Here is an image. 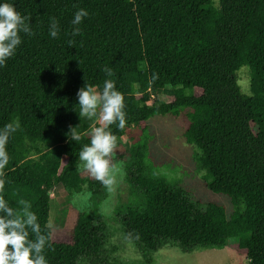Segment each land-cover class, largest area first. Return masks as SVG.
<instances>
[{
	"label": "trees",
	"instance_id": "obj_1",
	"mask_svg": "<svg viewBox=\"0 0 264 264\" xmlns=\"http://www.w3.org/2000/svg\"><path fill=\"white\" fill-rule=\"evenodd\" d=\"M28 17L15 54L0 67V197L13 208L27 201L49 237L48 264H122L108 252L107 224L97 211L80 210L69 242H55L51 191L88 193L95 209L106 198L99 181L82 175L78 152L94 120L80 118L76 93L87 82L99 91L112 79L124 97L126 124L108 129L115 147L130 129L140 132L122 163L132 200L115 210L128 242L154 264L167 247L183 253L222 249L237 240L249 264H264V0H11ZM84 8L80 35L70 23ZM54 17L59 31L48 35ZM72 40V45L68 41ZM112 69L106 77L103 67ZM247 68L250 93L238 72ZM155 76V78H153ZM172 91L169 101L156 98ZM183 118L184 138L207 189L228 197L234 213L190 198L178 181L159 172L151 157L150 121ZM71 127L79 141L68 135ZM31 238V233H30Z\"/></svg>",
	"mask_w": 264,
	"mask_h": 264
},
{
	"label": "rangeland",
	"instance_id": "obj_2",
	"mask_svg": "<svg viewBox=\"0 0 264 264\" xmlns=\"http://www.w3.org/2000/svg\"><path fill=\"white\" fill-rule=\"evenodd\" d=\"M217 1V0H216ZM238 84L244 95L250 93V75L247 68L238 72ZM156 98L169 101L172 91L163 90L157 93ZM152 142L150 145L151 157L159 166V172L169 180L178 181L185 188L191 199L202 204H217L226 210L228 218L234 213V207L228 197L211 193L203 180V174L198 173L193 161V148L184 138L187 122L183 118L170 116L155 117L149 123ZM140 132L130 129L121 139V146L113 148L111 156L128 151L138 140ZM119 166L112 191L107 190L106 198L95 209L90 203V195L84 193L71 197L63 186H56L51 195L50 225L54 231L55 242H69L70 231L80 210L97 211V217L107 224L108 252L120 258L122 264H140L141 257L133 244L128 242L117 221L115 210L121 205H128L132 200L129 187L125 182V173L122 163ZM81 169L83 176L93 178L85 169ZM237 240L233 239L222 249H202L192 253H183L175 247H167L154 255V264H249L247 257L237 252ZM83 264H88L85 261Z\"/></svg>",
	"mask_w": 264,
	"mask_h": 264
},
{
	"label": "clouds",
	"instance_id": "obj_3",
	"mask_svg": "<svg viewBox=\"0 0 264 264\" xmlns=\"http://www.w3.org/2000/svg\"><path fill=\"white\" fill-rule=\"evenodd\" d=\"M87 16L86 9H76L70 21L73 26L72 36L80 35L79 26ZM58 31V23L51 17L48 35L56 38ZM21 33L29 36L33 34L28 17L22 16L11 0H0V67L15 54L22 42ZM72 43V40L68 41L69 45ZM102 71L106 77L112 76L111 68L105 66ZM76 96L79 117L94 120L98 125L91 127L90 141L82 145L78 159L82 162L83 169L111 192L120 169L111 162L116 137L108 126L115 124L118 129L125 127L124 97L117 90L115 82L108 78L104 79L99 91L96 85L86 82L78 89ZM13 131L15 127L12 125H5L0 129V144ZM68 135L72 141H79L81 138L76 127H71ZM5 162L6 156L0 152V166ZM17 203L21 207L13 208L0 197V264H48L44 255V249L49 244L48 234L42 231L37 215L30 211L29 203L24 200Z\"/></svg>",
	"mask_w": 264,
	"mask_h": 264
}]
</instances>
